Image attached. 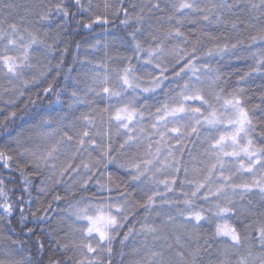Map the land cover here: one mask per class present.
I'll list each match as a JSON object with an SVG mask.
<instances>
[{"label":"snow or ice","instance_id":"1","mask_svg":"<svg viewBox=\"0 0 264 264\" xmlns=\"http://www.w3.org/2000/svg\"><path fill=\"white\" fill-rule=\"evenodd\" d=\"M17 7L0 264H264V0Z\"/></svg>","mask_w":264,"mask_h":264},{"label":"trees","instance_id":"2","mask_svg":"<svg viewBox=\"0 0 264 264\" xmlns=\"http://www.w3.org/2000/svg\"><path fill=\"white\" fill-rule=\"evenodd\" d=\"M11 2L18 6L16 11L19 15H23L25 7L30 5L33 0H11ZM76 39H79V37H76Z\"/></svg>","mask_w":264,"mask_h":264}]
</instances>
